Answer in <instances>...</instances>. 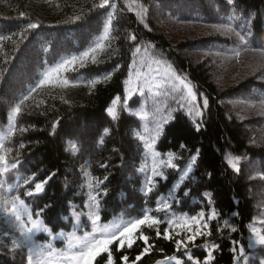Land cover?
Returning <instances> with one entry per match:
<instances>
[{
    "label": "trees",
    "instance_id": "obj_1",
    "mask_svg": "<svg viewBox=\"0 0 264 264\" xmlns=\"http://www.w3.org/2000/svg\"><path fill=\"white\" fill-rule=\"evenodd\" d=\"M163 1L165 14L169 16L170 13L176 19L191 15L205 22L213 14L208 0H142L149 8L146 17L149 27L145 28L135 11L121 13L117 9L105 48L96 53L97 62L89 61L84 67L77 66L75 71L63 73L70 81L78 82V86L65 88L53 83L38 89L14 121L17 129L27 128L28 131L17 130L9 137L11 106L57 63L95 46L104 35L107 18L113 10L93 8L99 0H0V36L11 37L0 40V137L6 146L13 148V156L20 162L18 169L6 176L0 175V195H6V190L17 183L18 177L35 174L36 182L51 177L42 193L33 197L22 195L33 213L49 205L41 215L49 231H37L32 237L33 245L45 255L48 251H64L70 243H79L103 229L112 230L144 212L167 219L173 214L191 216L200 211L207 215L214 206L221 224L229 219L237 227L238 232L231 237L246 243L250 236L248 226L255 215L251 184L242 170L233 172L227 160L244 153L264 157V145L248 144L243 122L237 119L224 97L251 87L264 89V81L247 75L220 86L214 79L209 59L199 58L191 47L227 38L216 33L175 40L161 23L167 16L156 7ZM112 2L122 7L125 0ZM216 3L222 14L233 15V6L226 0H216ZM236 5L235 15L239 22H244L243 13L253 15L250 25L255 35L253 39L263 45L264 0H236ZM20 12L26 15L20 17ZM77 16L80 19H75ZM28 23H37L39 27L24 31ZM130 34L136 35L137 40L131 41ZM137 46L141 47L135 58L137 68L142 61H164L186 78L199 101L208 98L209 108L204 111L199 132L192 123L195 116L188 115L190 105L186 99H181L179 91H173L171 82L159 89V96L154 94V89L145 97L136 93L124 103L123 81L128 78L132 52ZM159 67L160 79H163L164 65ZM108 73H112L110 80L97 84L94 89L85 86L90 80ZM117 95L121 96V101L113 106L112 100ZM183 95L186 97V92ZM40 101L44 103L37 108ZM110 106L115 108L116 120L106 112ZM145 112L147 118L142 119ZM53 124L57 125L55 129ZM104 128L111 130L110 135H103ZM138 135H143L146 143L137 139ZM21 143L24 148L19 147ZM181 144L185 147L181 148ZM197 149L199 158L193 178L185 180L181 191L175 193L181 203L173 205L167 213L155 212L157 201L169 199L181 173L164 166L162 170L167 179L157 177L153 191L145 195L153 157L159 153L156 162L167 161L169 154H173L176 157L173 162L184 169ZM13 156H9L10 161ZM104 176L108 177L105 185L108 194L101 196L97 209L89 199L95 195L89 187V178L103 179ZM19 183L23 186L24 181L19 180ZM184 188L191 189L188 197L182 196ZM23 190V187L19 189L21 194ZM206 191L212 193V206L202 197ZM235 212L240 215L233 216ZM94 214L101 217L97 225L91 223ZM216 224L215 220L211 222L213 236L198 237L196 243L200 246H189V254L203 259L205 243H220L214 264H232L229 232L216 233ZM164 227L161 224V231ZM4 230L11 228L0 212V233ZM144 231L153 237L152 242L157 247L142 264H156L164 256L173 255L186 261L183 249L178 253L172 242L155 239L154 230L145 228ZM0 236V264H25V252L10 251L5 246L7 238ZM137 251L135 246L128 250L130 259ZM115 255L118 257L119 253Z\"/></svg>",
    "mask_w": 264,
    "mask_h": 264
},
{
    "label": "snow or ice",
    "instance_id": "obj_2",
    "mask_svg": "<svg viewBox=\"0 0 264 264\" xmlns=\"http://www.w3.org/2000/svg\"><path fill=\"white\" fill-rule=\"evenodd\" d=\"M228 5L233 6V15L236 13V0H226ZM93 8L98 9H112L113 12L108 16L106 21V26L104 28V35L95 44V46L89 47L87 50L80 52L78 55H71L64 58L61 62L57 63L54 67L50 68L47 72L43 74V77L39 79V82L32 87L26 95H22L17 102L11 106V126L8 131V136L11 137L15 135L17 130L20 132H27V128L17 129L14 121L15 118L20 116L24 109L28 106L27 102L33 98V95L37 93V90L43 88L46 85H51L55 83L62 87H77L78 82H72L63 76V73L68 71H75L77 66L84 67L90 61L95 64L97 62L96 53L98 50H103L105 48V41L109 38L111 26L113 23V17L115 16V11L118 9L121 13L125 11L131 12L135 11L140 23L148 28V23L146 22V17L149 12L148 6L142 2V0H125L122 7L114 4L112 0H99L98 4H93ZM26 14L20 12L19 16L24 17ZM246 26H250L254 17L251 13L245 12L241 17ZM75 19H80L79 16ZM37 23H28L24 31L30 29L38 28ZM213 30L222 32L224 34L235 33V35L241 41V45L246 48L247 39L246 35L242 32H236L235 28L232 27L231 23H218L210 25ZM151 30V29H149ZM23 38V33L20 34ZM11 39V37L0 36V40ZM131 41H136L137 37L134 34L129 35ZM146 51V50H145ZM260 51L264 52V49ZM141 52V47H135L132 52V63L129 66L128 78L123 81L124 84V97L123 101L125 104L132 99L133 95L139 93L140 96L145 97L147 93L156 91L154 94L156 96L161 95L159 89L164 86L165 83L171 82L173 91H179L181 93V99H186L190 105L188 110L189 116H195L192 123L195 130L199 132L203 123L204 111L209 108V100L207 97H203L202 101L197 98V93L193 90V87L189 82H187L185 77L179 75L171 64H167L161 60H152L151 63L147 61H142L140 68H137V60L135 59ZM240 51L234 52V56L238 59L240 57ZM7 63V61H5ZM153 64L157 67L153 68ZM160 65H164L161 77ZM146 69V70H144ZM118 70V66H117ZM112 73L103 75L90 80L85 86L89 88H95L97 84H101L105 81L110 80ZM186 92V97L183 95ZM202 95V94H201ZM121 101V96L117 95L112 100V105H117ZM179 103V101H177ZM44 101H40L36 104L39 108L40 104ZM67 103V101H65ZM261 108V115H264V99L259 101ZM184 107V104H180ZM250 107L255 108L256 105L252 104ZM108 116L112 120H116L115 108L110 106L106 109ZM147 113H143L141 118H147ZM56 124H53V129L56 128ZM159 130V128L157 129ZM111 130L109 128L103 129V135H110ZM142 143H146L143 135H138ZM154 139V138H153ZM101 143L103 140L101 139ZM250 142L255 145L257 143L255 137L250 138ZM20 148H24L25 145L21 143ZM181 148L185 145L181 144ZM13 148L6 146L3 137H0V175L6 176L12 170L18 169L20 167L19 160L13 156ZM9 156H13L12 161L9 160ZM156 157H159V153H156L153 157V162L150 169V175L147 177L146 186L144 189L145 195L151 193L153 188L156 186L157 177L167 179L163 172V167L176 169L181 173L178 182L174 185L173 190L169 193V199H162L157 201V207L154 209L155 212H169L173 208V205H178L181 203V198H178L175 193L180 192L182 186L185 184V180L192 179V173L194 166L199 158V150L197 149L195 154L191 157L190 163L186 168L180 169L179 165L173 161L176 157L173 154H169L167 161L160 160L156 162ZM242 157L240 156H230L227 160V165L235 173L241 172L240 161ZM106 168V165H101ZM54 175V174H53ZM209 179L211 178V173L208 174ZM250 179H256L257 176H250ZM258 178L264 180V173H258ZM47 179H43L40 182L35 181V174L29 177H18L17 183L14 186L9 187L6 190V195H0V212L5 216L7 223L10 225L11 230H4L2 234L7 238L8 243L6 247H9L10 251L21 250L25 252V264H142L145 257H148L156 249V244L152 242L153 237H150L145 233L144 229H152L155 232V239H163L165 241H170L175 245L176 252H181L183 249V255H186V261L177 256H164L162 260L156 261V264H214L216 261L215 253L221 249L220 243H205L203 247L206 249V254L203 259L194 257L189 254V246L199 247L196 241L198 237L209 238L213 236V230L211 227L212 221H217L215 231L216 233L223 234L225 230L229 232L230 239V252H231V262L232 264H264V212L260 213L258 219H254L253 222L248 226L250 236L246 243L231 237L232 233H237L238 229L229 219H224L222 224L219 221V213L216 211L215 207H211L210 212L206 215L204 211L198 212L196 215H188L187 213H182L180 216L171 215L167 219L162 217L152 215L149 212H144L139 217L132 219L122 225H117L114 229H103L99 232H94L90 236L76 244H69L68 248L60 252L48 251L47 255L44 254L43 250H38L32 243L33 234L37 231H49L45 226L41 215L44 209L49 207L45 205L39 211L33 213L23 196L33 197L42 193L44 191L45 185L48 183ZM19 180H23V186L19 183ZM107 176L103 179L96 177L89 178V187L95 191V195L89 197L92 204L99 208L101 196H106L107 188L106 181ZM6 183V181H4ZM104 186V187H101ZM24 188L22 194L19 189ZM2 188V184H0ZM191 189L184 188L182 191L183 197H188ZM202 197L207 202V205H213V198L211 192L202 193ZM169 200L171 202H169ZM240 215L239 212L233 213V216ZM101 220L99 214H94L91 216V223L97 225ZM161 224L165 227L161 231ZM259 225V227H257ZM138 250L133 258L127 254L128 250L133 248ZM259 249L257 252L256 250ZM249 250H252L251 252ZM163 252V249H159ZM119 253L117 257L115 254Z\"/></svg>",
    "mask_w": 264,
    "mask_h": 264
},
{
    "label": "rangeland",
    "instance_id": "obj_3",
    "mask_svg": "<svg viewBox=\"0 0 264 264\" xmlns=\"http://www.w3.org/2000/svg\"><path fill=\"white\" fill-rule=\"evenodd\" d=\"M208 2L213 9V14L205 22L199 21L191 15L178 19L173 18L170 13L169 16L166 15L163 10L164 1L157 3L156 7L159 9L158 12H162L168 17H165L166 20L162 18L161 23L165 26L169 36L171 34L175 40L192 35L216 33L227 38L224 41L210 42L209 44L201 43L191 47V50L193 49L199 58L207 57L209 59L214 79L220 86H227L247 75H254L256 79L264 81V52L260 51L264 49V44L254 42L255 35L250 30V26H246L244 22H239L238 15H224L220 12L216 0H208ZM222 22L231 23L236 32L247 34L246 48L241 45V41L235 33L224 34L209 27ZM237 50L241 53L238 59L234 56V52ZM261 99H264L263 87H251L224 97L225 103L232 108L237 119L243 122L247 142L250 145H253L250 142L251 137L256 138L257 143L255 145H264V115L260 114L259 104ZM252 104H255L256 107H250ZM240 157H242L240 161L241 170L251 184V194L255 205L253 220L258 219L260 213L264 212V180L258 178V173H264V157L250 153H244ZM250 176H257V178L250 179ZM256 251L258 252L259 249Z\"/></svg>",
    "mask_w": 264,
    "mask_h": 264
}]
</instances>
